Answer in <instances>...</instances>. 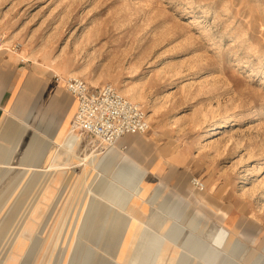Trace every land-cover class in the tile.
<instances>
[{"label": "rangeland", "instance_id": "374dc122", "mask_svg": "<svg viewBox=\"0 0 264 264\" xmlns=\"http://www.w3.org/2000/svg\"><path fill=\"white\" fill-rule=\"evenodd\" d=\"M0 61L22 81L7 122H24L0 135V264H154L153 235L162 264H200L211 245L220 264H264V0H0ZM72 73L136 95L149 131L113 148L76 130L55 80ZM64 122L79 144L47 202L56 171L18 164ZM55 150L49 164L68 161Z\"/></svg>", "mask_w": 264, "mask_h": 264}, {"label": "built area", "instance_id": "2783aa9c", "mask_svg": "<svg viewBox=\"0 0 264 264\" xmlns=\"http://www.w3.org/2000/svg\"><path fill=\"white\" fill-rule=\"evenodd\" d=\"M63 82L66 91L76 103L74 126L82 134L98 140L109 147H115L125 138L144 135L150 123L144 107L122 95L112 85L92 87L81 77L69 76ZM198 190L204 185L193 180Z\"/></svg>", "mask_w": 264, "mask_h": 264}, {"label": "bare ground", "instance_id": "6f19581e", "mask_svg": "<svg viewBox=\"0 0 264 264\" xmlns=\"http://www.w3.org/2000/svg\"><path fill=\"white\" fill-rule=\"evenodd\" d=\"M65 73V72H64ZM75 74V73H74ZM73 75V73L72 74H70V75H68V76H72ZM91 83H93V82H91ZM120 93L121 94H123V95H125V96H127L131 101H134V102H136V103H138V102H140L139 100H138V102H137V96L136 95H134L133 93H128L126 90H121L120 91ZM152 116V115H151ZM151 116H149L148 118H150ZM69 124V123H68ZM219 124H216L215 126H216V129H219V128H223V127H225V124H221V125H219ZM73 131H71V129L67 126V122L64 124V126H63V128H62V131H60L59 132V134L57 135V138H56V142L54 143H52V141L50 140H47V142H46V144H45V146H43L42 148L43 149H41L40 150V152L39 153H37L38 154V158L35 160V162H33V164L31 163V164H18L19 166H23V167H25V168H31L32 170V172L33 173H36V172H48V171H56V173L54 174V176H53V187H54V190H51V188H49V191H48V193H47V196H46V201L47 202H49L50 201V199L53 197V195H54V191H55V189H56V187H57V185L59 184V182H60V180L62 179V178H64V176H65V171L64 170H67L69 167H70V165H69V161H70V159L71 158H76V155H75V149H76V147H77V145L79 144V138L77 137V135L74 133H72ZM213 133V131L211 130L210 132H209V134L208 135H210V134H212ZM78 134V133H77ZM57 145H58V147H61L62 149H63V151H65V152H67V158H68V161L67 162H64V163H62L61 162V164H58L57 163V161H58V158H59V156L57 155V157L56 158H54V160H55V162L54 163H48L47 162V159H48V157L49 156H51V154H52V152H54L55 153V149H56V147H57ZM91 145V144H90ZM80 146V145H79ZM84 146V145H83ZM89 147V146H88ZM33 149V148H32ZM55 150V151H54ZM99 154V153H98ZM105 154V153H104ZM37 156V155H36ZM87 157V156H86ZM97 158H99V157H95V158H93V159H91L89 162V164H92L93 165V167H96V165L100 162V159H97ZM85 159V158H84ZM80 161H82L83 162V160H80ZM132 161V160H131ZM134 162V161H133ZM35 163V164H34ZM0 164H3L2 162H1V160H0ZM4 165H6V164H4ZM81 165V164H80ZM17 166V165H16ZM85 166V165H84ZM86 167V166H85ZM44 170V171H43ZM139 174V173H138ZM103 176H102V174H100L99 175V178H100V180H101V178H102ZM130 179H131V177H129ZM96 183V182H95ZM102 183H104V181H102ZM101 185V184H100ZM113 188V187H112ZM144 188V187H143ZM142 192H143V190H142ZM142 192L139 194V195H137L138 196V198H140L141 199V197L143 196V194H142ZM125 193V192H124ZM123 193V194H124ZM107 194H109V193H107ZM122 195V192L121 191H118V192H116V193H114V194H112V195H110V198L109 199H111V201H114V200H116V199H118V197H120ZM131 195V194H130ZM93 196H94V194H93ZM136 196V197H137ZM94 197H96V196H94ZM164 197V196H163ZM106 198V197H105ZM128 198V197H127ZM133 199H134V197H133ZM103 201V200H102ZM118 201V200H117ZM134 203V202H133ZM115 208V207H114ZM118 211H120V210H116V212L114 213V218H112L109 222H107V227L109 228L110 227V225L112 224V223H115V224H117V218H116V216H120L119 214L117 215V213H118ZM122 212V211H121ZM94 213V212H93ZM123 214H124V212H122ZM126 214V213H125ZM139 214V213H138ZM131 215V214H130ZM138 216V215H137ZM136 216V217H137ZM131 217V216H130ZM129 217V218H130ZM122 218V217H121ZM127 219L126 221H125V225H124V227L125 228H127V230H126V233H127V235H128V237H126L125 239H124V241H125V243H124V248H125V245L128 243V239H129V236L131 235V232H130V230L129 229H131L132 230V228L133 227H135V223H134V220H130V219ZM122 220V219H121ZM153 221V222H152ZM151 221V224H154V223H156L155 222V217H153V220ZM145 223V222H144ZM123 224V223H122ZM151 224H149V225H151ZM139 225V224H138ZM137 225V226H138ZM141 225V224H140ZM149 225L148 224H144V225H142V226H140V228H139V231H138V234L136 235V238L141 234V233H145L148 229H149ZM116 227H117V225H116ZM139 227V226H138ZM129 228V229H128ZM135 238V239H136ZM150 243H153V244H151L150 245V250L149 251H152L153 249H151L152 247L154 248L158 243H161V241L159 240V237L157 236V235H153V238H151L150 239ZM126 249V248H125ZM163 251H164V249H163ZM163 251L161 252V250H160V252H159V254L157 255V258L154 260L155 262H154V264H162V257L164 256V254H162L163 253ZM130 253V252H129ZM137 253L138 252H135L134 254H133V256L134 255H137ZM149 255H150V252L149 253H146V257H144V258H141V260L143 259V261L144 260H146L148 257H149ZM133 256H128V258H127V255H126V257H125V261L126 262H128L129 260H131V258L133 257ZM222 255L220 254H216V258H219L220 259V257H221ZM126 258H127V260H126ZM148 260V259H147ZM203 260H205V258L204 257H202V262L200 263V264H206V262L205 261H203ZM218 262H219V260H218ZM218 262H216V264H220V263H218ZM144 263H147V262H144ZM173 264H175V263H173Z\"/></svg>", "mask_w": 264, "mask_h": 264}, {"label": "crops", "instance_id": "0c3cea01", "mask_svg": "<svg viewBox=\"0 0 264 264\" xmlns=\"http://www.w3.org/2000/svg\"><path fill=\"white\" fill-rule=\"evenodd\" d=\"M19 79H20V81H19ZM19 85H22V81H21V78H20L19 70L16 67H14L12 65V63L7 64L5 62H1L0 61V135H3V137L5 139H9V138H7V137H9V132L11 134H16L15 136H17L18 133H22L23 132V127H24L23 124H24V122L15 123L16 120H15V122L12 120L9 123V122H7V120H9L8 119L9 117H6L8 115V111H9L11 102L13 100L14 93H15V91L18 88ZM62 87H64V86H62ZM65 91H66V89H65ZM67 94L69 95L68 92H67ZM69 96L73 99V97L71 95H69ZM73 101H74L73 105L67 107V109H66V114L65 115H66L67 118L71 117L72 115H73V118H74V113H75V109H76V103H75L74 99H73ZM15 119H17V118H15ZM65 123L66 122H64V124ZM14 124H16L17 128L19 129V130H17V133H16V131L14 133V129H12L10 131V130L4 128L7 125H14ZM13 137L14 136H10V139L11 138L13 139ZM44 141H45V144H46L47 140L45 139ZM45 144L42 145V147L45 146ZM42 147L40 149H42ZM1 148L2 147H0V150H1ZM223 233L225 234V232H223ZM179 234H177V233L175 235L173 234L172 238L173 239H177ZM151 238H153V236ZM160 239H161L160 240L161 241L160 250L163 251L164 247H162V245L165 243V240L162 239V238H160ZM212 242H215V244L220 246L222 244V242H223L222 235L214 238L212 240ZM151 244H153V243H150V240H148L147 248H149ZM223 247L225 248V243H224ZM151 249H153V247ZM149 250H150V248H149ZM182 251L184 252V250H182ZM228 251H229V249H228ZM179 253L180 252H178V254ZM216 254L220 255L221 253L218 252L211 245L208 249H206L205 255L203 256L205 258V260H203V261H205L206 264H216V262H218V260H220V262L222 263L223 260H225L223 258V255L219 259V258H216ZM175 264H178V263H175Z\"/></svg>", "mask_w": 264, "mask_h": 264}]
</instances>
